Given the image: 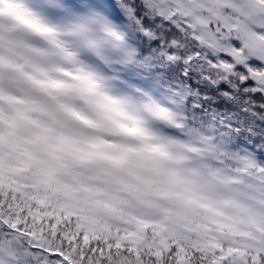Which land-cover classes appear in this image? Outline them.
<instances>
[{"label": "snow or ice", "instance_id": "6c2138e0", "mask_svg": "<svg viewBox=\"0 0 264 264\" xmlns=\"http://www.w3.org/2000/svg\"><path fill=\"white\" fill-rule=\"evenodd\" d=\"M0 264H264V0H0Z\"/></svg>", "mask_w": 264, "mask_h": 264}]
</instances>
